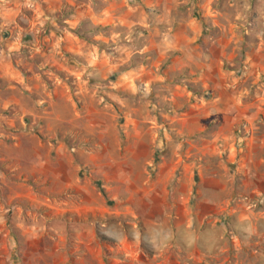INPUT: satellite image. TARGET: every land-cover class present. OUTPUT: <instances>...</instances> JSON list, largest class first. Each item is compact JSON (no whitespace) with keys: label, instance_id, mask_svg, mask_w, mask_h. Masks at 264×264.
Segmentation results:
<instances>
[{"label":"rangeland","instance_id":"1","mask_svg":"<svg viewBox=\"0 0 264 264\" xmlns=\"http://www.w3.org/2000/svg\"><path fill=\"white\" fill-rule=\"evenodd\" d=\"M182 197L264 264V0H0V264L174 263Z\"/></svg>","mask_w":264,"mask_h":264},{"label":"crops","instance_id":"2","mask_svg":"<svg viewBox=\"0 0 264 264\" xmlns=\"http://www.w3.org/2000/svg\"><path fill=\"white\" fill-rule=\"evenodd\" d=\"M188 202V198H180L177 211L172 215L174 224L170 227L160 224L159 221L154 222V233L161 237V243L157 244L154 241L155 255L153 256L158 259L163 253L172 252L177 255V261L174 263L172 261L171 264H183L184 262L185 264H198L204 261L206 264H214L207 260L212 253L218 252L223 258L224 254L231 251L232 243L228 237L227 227L213 220L215 218L213 212H202L200 209L199 213L194 215L188 207ZM209 204L213 205V203ZM208 214L211 218L208 219V226L204 227L203 223ZM239 220L242 218L239 217ZM232 238L234 242L239 241V234H234Z\"/></svg>","mask_w":264,"mask_h":264}]
</instances>
